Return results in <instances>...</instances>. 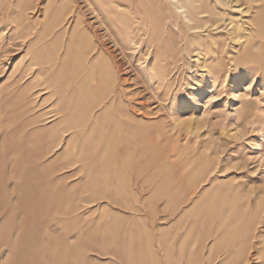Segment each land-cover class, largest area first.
<instances>
[{
	"label": "rangeland",
	"instance_id": "374dc122",
	"mask_svg": "<svg viewBox=\"0 0 264 264\" xmlns=\"http://www.w3.org/2000/svg\"><path fill=\"white\" fill-rule=\"evenodd\" d=\"M0 264H264V0H0Z\"/></svg>",
	"mask_w": 264,
	"mask_h": 264
},
{
	"label": "bare ground",
	"instance_id": "6f19581e",
	"mask_svg": "<svg viewBox=\"0 0 264 264\" xmlns=\"http://www.w3.org/2000/svg\"><path fill=\"white\" fill-rule=\"evenodd\" d=\"M179 5V4H178Z\"/></svg>",
	"mask_w": 264,
	"mask_h": 264
}]
</instances>
